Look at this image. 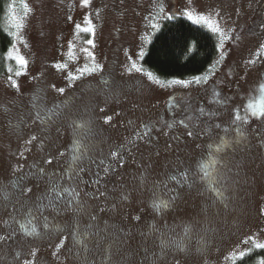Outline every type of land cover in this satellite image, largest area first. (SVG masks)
<instances>
[{"label": "rangeland", "instance_id": "rangeland-1", "mask_svg": "<svg viewBox=\"0 0 264 264\" xmlns=\"http://www.w3.org/2000/svg\"><path fill=\"white\" fill-rule=\"evenodd\" d=\"M20 3L0 79V264H234L261 249L264 0ZM175 12L218 53L163 81L143 59Z\"/></svg>", "mask_w": 264, "mask_h": 264}, {"label": "trees", "instance_id": "trees-1", "mask_svg": "<svg viewBox=\"0 0 264 264\" xmlns=\"http://www.w3.org/2000/svg\"><path fill=\"white\" fill-rule=\"evenodd\" d=\"M20 2L21 0H0V79L15 66V61L9 57L13 36L8 31L7 18L10 5L18 6L21 5ZM217 51V42L211 32L190 21L182 13L175 12L153 36L143 65L160 80L184 81L206 73L216 59ZM61 197L65 199L63 194ZM56 198L50 200L56 208L66 206L67 202L64 204L65 201L59 196ZM262 261L264 248L253 249L234 264H259Z\"/></svg>", "mask_w": 264, "mask_h": 264}, {"label": "snow or ice", "instance_id": "snow-or-ice-1", "mask_svg": "<svg viewBox=\"0 0 264 264\" xmlns=\"http://www.w3.org/2000/svg\"><path fill=\"white\" fill-rule=\"evenodd\" d=\"M88 2V0H84V3H87ZM89 43H91V41H89ZM25 62L23 61V60H21V64H24ZM19 74V73H18ZM179 81H177V83H178ZM251 107V106H250ZM192 133H189V135H191ZM33 139H35V138H33ZM49 163H50V161H49ZM258 247H261V248H264V245H258Z\"/></svg>", "mask_w": 264, "mask_h": 264}, {"label": "flooded vegetation", "instance_id": "flooded-vegetation-1", "mask_svg": "<svg viewBox=\"0 0 264 264\" xmlns=\"http://www.w3.org/2000/svg\"><path fill=\"white\" fill-rule=\"evenodd\" d=\"M202 107V106H201Z\"/></svg>", "mask_w": 264, "mask_h": 264}]
</instances>
